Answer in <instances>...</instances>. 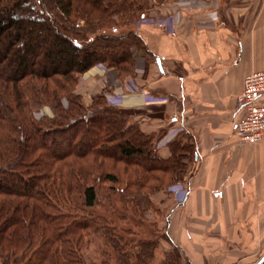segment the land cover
Listing matches in <instances>:
<instances>
[{"label": "trees", "instance_id": "trees-1", "mask_svg": "<svg viewBox=\"0 0 264 264\" xmlns=\"http://www.w3.org/2000/svg\"><path fill=\"white\" fill-rule=\"evenodd\" d=\"M146 8L147 0H0V264H96L83 250L98 237L120 250L116 264L143 263L131 259L136 253L113 221L89 209L102 193L111 203L122 192L124 208H135L129 189L160 173L182 179L184 152L190 160L192 147L178 142L161 159L156 135L142 132L105 94L85 106L73 88L95 65L116 68L121 77L133 73L137 51L147 66L154 60L135 29ZM17 45L21 53L12 57ZM38 106L52 115L36 118ZM92 158L125 162L136 183L104 189L119 177H99ZM140 244V258L151 253L150 243ZM106 257L99 264H112Z\"/></svg>", "mask_w": 264, "mask_h": 264}, {"label": "crops", "instance_id": "crops-1", "mask_svg": "<svg viewBox=\"0 0 264 264\" xmlns=\"http://www.w3.org/2000/svg\"><path fill=\"white\" fill-rule=\"evenodd\" d=\"M154 12L158 21L137 29L155 56L147 67L137 61L139 90L115 91L117 69L101 64L78 85L132 111L156 135L161 159L178 142L192 147L187 194L164 206L167 233L186 257L197 247L264 249V139L241 143L233 132L243 79L264 70V0H164Z\"/></svg>", "mask_w": 264, "mask_h": 264}, {"label": "rangeland", "instance_id": "rangeland-1", "mask_svg": "<svg viewBox=\"0 0 264 264\" xmlns=\"http://www.w3.org/2000/svg\"><path fill=\"white\" fill-rule=\"evenodd\" d=\"M164 0H147V8L144 10L145 16L138 19L135 22V29L141 26V24H153L158 21L157 18L152 17L154 15L155 7L159 6ZM152 15V16H151ZM29 27H25L24 32L22 33L21 42L25 43L26 32ZM125 31V29L114 30V32ZM45 35V33H43ZM51 38V37H50ZM20 42V43H21ZM138 55V60L135 57V66L132 74H126L124 76L117 75L116 84H111V87H116L115 91L122 92V89L126 88L128 91L134 92L139 90V82L137 77L135 76V68L137 61L138 63L147 66L145 55L142 51ZM21 53L20 45L16 46L13 55H18ZM12 59V58H11ZM153 61V60H152ZM150 61L148 63L151 64ZM102 65V64H101ZM104 66V65H102ZM105 67V66H104ZM92 68V67H91ZM115 69V68H112ZM264 71V70H263ZM84 75V74H83ZM81 75L78 79L82 78ZM77 84L73 88V92L80 97L81 102L85 105V99L89 97L91 99L92 104L93 99L98 94H105V91L97 93L92 97L87 96V92L85 89H82L81 85ZM84 88V86H83ZM127 91V92H128ZM82 95H81V94ZM106 96V94H105ZM85 98V99H84ZM107 100V99H106ZM64 104L66 105V99H64ZM85 105V106H89ZM121 110V109H120ZM126 115L130 116L134 122H136L135 114L132 111L121 110ZM52 110L49 106H38L34 109V116L39 118L44 115H52ZM137 123V122H136ZM138 124V123H137ZM59 145H64V140L58 138ZM51 148V147H50ZM52 149V148H51ZM89 164L92 166V169L95 171L98 170V176L102 173H111L115 174L119 177L118 183H106L104 185V189H114L119 188L125 189V185L131 180L136 183L134 180L136 177V172H134L125 162H120L112 159H96L93 158L89 160ZM93 163V165H92ZM188 167L185 170L182 179L174 180L170 174L163 175L162 173L158 174V180H148L146 183V187L139 189L138 187H133L129 189V194L132 195L130 198H127L130 204L134 203L139 204L135 206V208L128 207L126 210L124 207V196H126L127 192H122V195H116L113 198L111 203H108L107 197L104 193L101 194L100 200L98 203L89 209L90 213L93 215H101L106 217L107 219L113 221L116 230L119 234H121L129 243L130 246L127 248L133 249L134 253H136L134 258H131L133 261L142 260V264H255L262 257L264 249L259 246L256 249L250 250H238V249H227V248H219V247H208L207 250L197 251L193 250V254L195 257H186L182 250L175 244L173 241L171 242L169 239V235L167 233L168 229V220L167 215L169 214V209L164 206H169V199L173 200L174 203L178 204L180 199L182 198L181 191L188 188L186 182L183 180L186 173H188ZM100 177V176H99ZM123 196V197H122ZM171 196V197H170ZM142 201V203L140 202ZM166 201V202H163ZM167 203V205H166ZM171 203V202H170ZM132 206V205H131ZM208 236V234H206ZM206 236V237H207ZM169 238V239H168ZM145 242L150 243L146 247H152L150 254H145L139 256L144 249V246L140 243ZM177 248H176V247ZM141 250H140V248ZM84 255L87 259V262H96L99 264L102 260L107 258V254H110V262L112 264H116V249L113 251L110 246L107 244L106 238L98 237L95 239H91L90 244L84 248ZM107 252V254H105ZM137 253H139L137 255ZM211 254V257L204 258L203 255ZM208 256V255H207ZM215 259V260H213ZM1 262V258H0ZM264 264V263H263Z\"/></svg>", "mask_w": 264, "mask_h": 264}, {"label": "built area", "instance_id": "built-area-1", "mask_svg": "<svg viewBox=\"0 0 264 264\" xmlns=\"http://www.w3.org/2000/svg\"><path fill=\"white\" fill-rule=\"evenodd\" d=\"M233 132L241 143L264 139V71L251 72L244 77L237 96ZM181 194L185 197L187 190Z\"/></svg>", "mask_w": 264, "mask_h": 264}, {"label": "water", "instance_id": "water-1", "mask_svg": "<svg viewBox=\"0 0 264 264\" xmlns=\"http://www.w3.org/2000/svg\"><path fill=\"white\" fill-rule=\"evenodd\" d=\"M262 262H264V255L259 259V261L255 264H261Z\"/></svg>", "mask_w": 264, "mask_h": 264}]
</instances>
